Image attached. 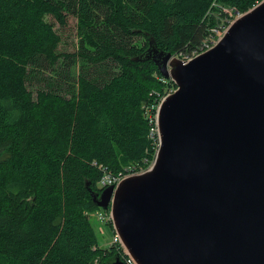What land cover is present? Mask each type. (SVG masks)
I'll return each mask as SVG.
<instances>
[{"label": "trees", "instance_id": "1", "mask_svg": "<svg viewBox=\"0 0 264 264\" xmlns=\"http://www.w3.org/2000/svg\"><path fill=\"white\" fill-rule=\"evenodd\" d=\"M262 1L0 0V264L122 257L99 246L87 185L155 161L149 111L176 85L145 59L150 37L185 60Z\"/></svg>", "mask_w": 264, "mask_h": 264}, {"label": "water", "instance_id": "2", "mask_svg": "<svg viewBox=\"0 0 264 264\" xmlns=\"http://www.w3.org/2000/svg\"><path fill=\"white\" fill-rule=\"evenodd\" d=\"M149 40L145 59L176 85L155 162L102 192L88 184L93 203L137 264H264V0L191 61Z\"/></svg>", "mask_w": 264, "mask_h": 264}, {"label": "built area", "instance_id": "3", "mask_svg": "<svg viewBox=\"0 0 264 264\" xmlns=\"http://www.w3.org/2000/svg\"><path fill=\"white\" fill-rule=\"evenodd\" d=\"M226 29H223L222 31L225 32ZM219 31H221V30H219ZM218 32H217V34H218ZM217 34L215 36L211 35L207 40H205L204 45L202 46L200 52L193 53L191 56H188L184 61H186V62L191 61L192 59H194L195 57H197L201 53H203L207 50H210L213 46H215L217 43L213 39H218V38H216ZM172 92L166 94L157 104H154L150 108V111H149L148 118H149V122L151 125L150 137L156 142L157 150H159V147H160V138H159V130H158L159 110H160L162 102ZM157 153H158V151H157ZM154 162L148 168H144L142 166H139V167H133V168L127 169L126 171L121 172L119 174L106 173V174H104V176L100 180L99 187L101 189L107 188L110 186L117 187L128 176L133 175V174H141V173H144V172L148 171L149 169H151ZM96 218H97V220L101 221L102 223H106V224L112 221V215H111L110 210H107V211L103 210V209L98 210L96 212ZM112 223H113V221H112ZM115 240L118 242L120 248L123 249V253L121 252V256H122V260L125 262V264H137L134 261V259L128 254L127 250L124 248V246L120 240V237L118 236V234L116 232H115Z\"/></svg>", "mask_w": 264, "mask_h": 264}, {"label": "rangeland", "instance_id": "4", "mask_svg": "<svg viewBox=\"0 0 264 264\" xmlns=\"http://www.w3.org/2000/svg\"><path fill=\"white\" fill-rule=\"evenodd\" d=\"M59 33L62 36V44L60 45V52H73L75 51V43H76V19L70 17L69 24L66 28H59L56 26ZM223 31H219L216 38L213 39L216 43L217 41L223 36ZM104 176V175H103ZM98 209L93 211L86 212V215L91 220L98 237V243L101 248H109L111 246H117L120 248L118 242L115 240V228L114 224L111 222L109 223H102L101 221L97 220L96 212ZM121 249V248H120ZM123 253V249H121Z\"/></svg>", "mask_w": 264, "mask_h": 264}]
</instances>
